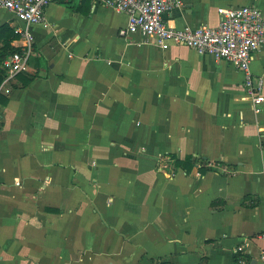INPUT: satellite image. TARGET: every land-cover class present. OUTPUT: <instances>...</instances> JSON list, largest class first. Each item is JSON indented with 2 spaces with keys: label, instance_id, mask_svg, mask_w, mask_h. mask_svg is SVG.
Segmentation results:
<instances>
[{
  "label": "crops",
  "instance_id": "obj_1",
  "mask_svg": "<svg viewBox=\"0 0 264 264\" xmlns=\"http://www.w3.org/2000/svg\"><path fill=\"white\" fill-rule=\"evenodd\" d=\"M181 1L169 27L264 9ZM45 19L26 73L0 63V264H264V47L256 105L231 64L121 37L123 13L55 0ZM15 26L0 10V55Z\"/></svg>",
  "mask_w": 264,
  "mask_h": 264
},
{
  "label": "built area",
  "instance_id": "obj_2",
  "mask_svg": "<svg viewBox=\"0 0 264 264\" xmlns=\"http://www.w3.org/2000/svg\"><path fill=\"white\" fill-rule=\"evenodd\" d=\"M55 0H0V10L15 16L21 26L13 32L19 38L16 52L4 59L2 69L6 78H12L29 69L34 37L29 28L45 24V8ZM94 5L123 13L127 17L121 37L139 34L147 44L167 50L170 44L187 47L199 55H210L217 61H225L240 71L244 78L247 99L258 105L262 99V80L257 83L250 71L254 55L264 47V9L242 7L218 9L220 22L216 27L176 29L169 27L163 16L181 6V0H91ZM240 252L241 249H237ZM264 260V254L262 256ZM237 264H246L238 258Z\"/></svg>",
  "mask_w": 264,
  "mask_h": 264
},
{
  "label": "trees",
  "instance_id": "obj_3",
  "mask_svg": "<svg viewBox=\"0 0 264 264\" xmlns=\"http://www.w3.org/2000/svg\"><path fill=\"white\" fill-rule=\"evenodd\" d=\"M15 37V35L13 34V32L11 31V35L10 36H7V37ZM4 45H5V53L3 52L1 55H0V63L4 60V59H6V57L7 56H9V55H11L12 53H14V52H16L17 51V49L15 50V49H12V48H10V46H9V42L8 41H6V39H5V41H4ZM2 71H3V69H2ZM2 71L0 70V84H1V82H2V80H3V73H2ZM5 73V72H4Z\"/></svg>",
  "mask_w": 264,
  "mask_h": 264
}]
</instances>
